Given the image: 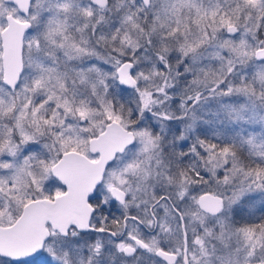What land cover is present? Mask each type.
<instances>
[{
  "label": "snow or ice",
  "instance_id": "6c2138e0",
  "mask_svg": "<svg viewBox=\"0 0 264 264\" xmlns=\"http://www.w3.org/2000/svg\"><path fill=\"white\" fill-rule=\"evenodd\" d=\"M225 3L227 11L221 12L217 0V9L209 15L202 11L203 0L200 6L193 0L195 15H178L159 28L155 22L148 25L147 9L138 7L132 16H145L144 23H131L136 38L128 32L118 37L119 26L111 36L97 35L99 21H86L77 28L80 43L66 49L72 5L30 0L32 20L42 18L41 13L50 18L29 42L30 56L33 44L36 48V59L28 65L31 78L21 81L20 74H0V214L5 201L10 205L13 199L22 203L32 197V185L63 157L83 154L87 144L103 138L113 144L118 185L108 186L110 196L102 185L96 186L86 199L84 227L65 233L63 251L71 247L87 255L88 264H105L107 253L108 264H116L113 248L128 256L139 252L125 247V237L153 254L142 239L147 232L163 264H190L187 253L193 242L201 246L202 257H209L206 264H240L242 259L251 264L233 237L253 242L247 257L255 255L257 243L264 248V215L245 220L256 211L264 214V205L251 207L255 197L249 195L253 187L264 193V166H252L255 159L264 161V142L255 144V130L248 127L255 117L264 123V4L253 30L241 25L239 16L233 20L228 14L233 7L244 11L241 0ZM143 4L153 10L154 21L159 20L156 3ZM175 4L172 0L173 8ZM182 10L175 8L177 13ZM83 14L93 16L87 8ZM246 16L252 19L250 11ZM89 30L91 36L85 38ZM114 89L132 98L122 99ZM208 104L216 106L215 115L227 117L230 132L214 131L213 139L200 134L198 111ZM237 142L254 152L242 157ZM116 151L128 155L117 162ZM62 194L58 191L56 197ZM113 212L118 215L112 217ZM197 223L199 227H193ZM161 235L182 240V245L164 247ZM224 237L230 241L223 246L227 251L211 243ZM104 239L108 247L100 243ZM181 248L183 258L178 255ZM0 264L11 261L0 259ZM19 264L68 260L42 250Z\"/></svg>",
  "mask_w": 264,
  "mask_h": 264
},
{
  "label": "rangeland",
  "instance_id": "374dc122",
  "mask_svg": "<svg viewBox=\"0 0 264 264\" xmlns=\"http://www.w3.org/2000/svg\"><path fill=\"white\" fill-rule=\"evenodd\" d=\"M107 4L102 9H97L93 6H90L88 8L84 2H88V0H61V2H68L72 5L70 8L69 18L67 20V31L66 35L69 36L68 41L66 42V49L67 46L76 43L79 44L81 40V33L77 31V28L82 29L83 25L86 21H99V24L97 25L96 31L97 35L105 34L108 36H111L113 34L114 29L119 26L121 28V32L117 33L118 37L123 36L125 32H128L132 35L133 38H136L138 36V32L134 31L132 28L127 27L124 29L125 25V19L126 17L132 16V13L134 11H129L127 7L125 6L126 0H106ZM242 5L244 6V11L241 12L240 9L233 15V20L236 19L237 16L240 17L239 23L241 25L247 23L249 24L252 29H255V16L252 14V19H247L246 13L249 12L248 5L245 6V3L242 2ZM151 2L156 3V6L158 9H160L158 12L155 13L156 16H159V20L154 21V13L153 10L149 7L147 8V19H148V25H151L153 22L156 23L157 27L159 28V24L161 22L163 23H172L175 21L177 16L179 15L181 18L185 15L191 16L195 15L194 9L191 7V4L193 3V0H176L175 8H181L183 6V10L180 13H177L175 11V8H173L172 0H151ZM197 6H200V0H194ZM89 4V3H88ZM219 7L221 12L227 11L229 8V4L225 3V0H219ZM88 9L93 13V16L88 17L84 16L83 10ZM217 9V0H212V2H209V0H203L202 5V11L207 10V13L210 15L212 11H215ZM33 10H37L34 9ZM231 12V11H230ZM232 13V12H231ZM252 13V12H251ZM7 16H10L11 18L24 22L26 21L29 24V30L27 33L24 34L23 37V48L21 53V60H22V75L20 77L21 81H25L26 78H31V72L28 71V65L30 60H35L36 56L34 55L36 52L35 45L33 44L31 48V52L33 55L30 56V49H29V42L33 40L34 37L38 35V33L42 30L43 26L47 24L48 19L50 16L44 15L41 13L42 18L38 20H32L30 16V5H29V11L27 17L23 18L21 17L14 6L10 4L4 3L2 0H0V32L5 27V18ZM134 17V16H132ZM61 20L64 19L63 15L60 17ZM219 19V17H217ZM148 25H145L146 27ZM88 36H91L90 30L87 33ZM93 42H95V37H92ZM1 44V43H0ZM87 61V58H85V62ZM79 62V61H75ZM1 47H0V74H1ZM143 66V65H141ZM240 70L239 68L237 69ZM250 70V69H249ZM115 91V89H114ZM132 98V97H131ZM236 100L237 98H233ZM217 111V108L214 104H208L201 107V109L198 111V117H199V128L201 130V135L203 137H207L208 139H213L212 133L214 131H220L222 134L228 133L231 130V126L228 123L227 117L225 115L217 116L214 113ZM249 128H252L255 130V140L254 143L259 145L260 143L264 142V123L260 121L259 117H255L252 120H250ZM248 138V135H245V139ZM225 143L228 141L225 140ZM238 146L243 148L244 155L247 156L249 151H253L249 148L247 144L239 145ZM83 154H87L86 146L83 149ZM128 155L127 153L121 154L116 158V161L118 162L121 158V156ZM89 156V155H88ZM254 161H261L260 159H255ZM119 173L116 170V165L113 163L112 167L107 169V172L104 175L102 186L103 191L105 194L109 195L108 186L111 185H118V177ZM31 179V178H29ZM52 183H49V182ZM53 179L50 177L49 171L42 177L38 179L37 184L32 185V197H24L23 202H18L17 199H13L11 204L7 201H5L4 209L2 214H0V226H8L10 225L19 215L21 207L29 202L30 200L34 199H40L45 198V196L50 192L54 196L59 191H62V188L60 189L56 186V184L53 183ZM57 183V182H56ZM229 195H231V192H228ZM23 195V194H21ZM249 195H252L255 197V200L252 202L251 207L254 209L255 204H261V202L264 201V193H261L257 188L253 187ZM110 196V195H109ZM246 207H248L246 205ZM117 208H120L119 204H117ZM193 227H199L198 223L193 225ZM157 231H159L157 229ZM49 237L48 241L51 238V242H48V245L46 249L43 251L48 254L49 256H54L57 259L61 258H67L68 264H88V256L78 252L77 250L68 247L67 252L62 250V241L64 236H61L56 231L48 230ZM136 234V233H135ZM142 239L145 240L146 243L149 244V247L152 249L153 254H149L151 258L154 257V252L156 250V246L152 245V242L150 239H148V236H143ZM161 245L164 247H176L178 245H181V240H177L175 237L172 236H166L161 235L159 237ZM233 240L236 241L239 246L243 249V252L241 255L251 261V264H264V259L261 258V254L264 253V248L259 247V243L255 246V255L253 257H247L246 253L253 249V242L252 241H245L242 237H233ZM85 244H90L91 248H95L96 243L95 242H83ZM100 243L104 245L105 247H108L110 242L107 239L100 240ZM195 242H193L190 245V248H192V245ZM212 244H215L217 249H221L223 251H227V249H224L223 246L230 243L227 237H224L220 240L213 239ZM195 245V253L194 250L191 251L189 254V262L192 264L193 261H199V264H206L209 257H202L200 248L201 246L199 244ZM235 246V245H233ZM209 253H211L212 248L211 244L207 245ZM45 248V246H44ZM192 250V249H191ZM147 251V250H146ZM88 255H92L91 252L88 253ZM180 255V251L178 253ZM235 255V254H234ZM111 256L116 257V264H137V261L139 264H145L144 261L140 259H126L122 256L121 251L113 248L111 252ZM93 260H95V256L93 255ZM109 261V254H105V264H108ZM151 264V262H150ZM162 264V263H157ZM240 264H244V259L241 260Z\"/></svg>",
  "mask_w": 264,
  "mask_h": 264
},
{
  "label": "water",
  "instance_id": "95a60500",
  "mask_svg": "<svg viewBox=\"0 0 264 264\" xmlns=\"http://www.w3.org/2000/svg\"><path fill=\"white\" fill-rule=\"evenodd\" d=\"M2 1L14 6L21 17H27L30 0ZM137 1L142 8H148V5L143 4V0ZM88 3L102 9L107 1L88 0ZM28 30L29 24L26 21L20 22L10 16L5 18V27L0 32L1 74L5 78L13 74L21 75L23 37ZM112 147L113 144L103 138L92 141L86 145V150L89 156H96L95 160L73 152L51 167L50 177L62 188L63 194L58 198L55 195L50 200H30L21 207L19 215L10 225L0 226V259L10 260L11 264L30 260L43 250L48 240L49 232L46 226L61 236H65L71 227L83 228L82 217L88 214L86 199L96 186L101 184L106 167L113 162ZM121 154L116 151L114 156ZM181 256H185L183 249Z\"/></svg>",
  "mask_w": 264,
  "mask_h": 264
},
{
  "label": "trees",
  "instance_id": "16d2710c",
  "mask_svg": "<svg viewBox=\"0 0 264 264\" xmlns=\"http://www.w3.org/2000/svg\"><path fill=\"white\" fill-rule=\"evenodd\" d=\"M242 2L245 3V6L248 5V9H249V11L252 12V14L255 16V20L257 21L259 15L261 14V12H260L261 5L264 4V1H263V0H243ZM84 3H85V5H86L88 8H90V7H89L90 4H88V2H84ZM90 6H91V5H90ZM125 6L127 7V9H128L129 11H132V10H133L134 12L136 11V9H137L138 7H141V8H142V6H141L140 3H138V2L133 3V0H126V1H125ZM237 11H238V8L233 7V8H232V11H231L232 13L229 12L228 14H229L230 16L233 17V15H234ZM139 15H140V19H139V20L137 19L136 16H134V17H132V21H131V22H128V21H127V17H126V19H125L124 29H126L127 27H130V28H131V23H132V22H136V23H144V19H143V17L145 16V13L142 12V13H140ZM27 32H28V31H27ZM27 32H26V33H27ZM114 94L121 96L122 99H131V96H124V95H122L121 93H119V91H118L117 89H115ZM206 138H207V137H206ZM241 156H242V157H246V155H244L243 152H241ZM257 165H262V166H264V161H252V166H253V167H255V166H257ZM53 183L56 184V186L60 189L58 183H56L55 181H53ZM45 197H51V198H52V197H54V195H53L52 193L49 192ZM262 205H264V201L261 202V204H260V203H259V204H255V206H254L255 208H254V209H259ZM261 215H264V214H262V213L259 212V211H256V212L254 213V215H252V216H246V217H245V220H255V219H259V218L261 217ZM47 245H48V240H47V242H46V244H45V248H44V250L46 249ZM191 251H192V250H191ZM191 251H190V252H191ZM190 252H189V253H190Z\"/></svg>",
  "mask_w": 264,
  "mask_h": 264
},
{
  "label": "flooded vegetation",
  "instance_id": "af4514ba",
  "mask_svg": "<svg viewBox=\"0 0 264 264\" xmlns=\"http://www.w3.org/2000/svg\"><path fill=\"white\" fill-rule=\"evenodd\" d=\"M138 2V1H137ZM139 3V2H138ZM1 67H2V64H1ZM23 70V69H22ZM21 75H22V72H21ZM21 75H20V77H21ZM87 149V148H86ZM86 156L90 159V160H95L96 159V156H88V154H86ZM118 156H120V155H118ZM118 156H116L115 158H117ZM114 162H112L111 164H109V165H112ZM109 165L106 167V169H105V171H104V174H103V177H102V182H103V178H104V175H105V173L107 172V169L109 168ZM102 182H101V184H102ZM100 184V185H101ZM62 192V191H61ZM109 195H110V192H109ZM53 198V197H52ZM120 206V205H119ZM118 210H119V208H117ZM112 217H116L117 215H118V212H113L112 214ZM73 227H71L70 229H69V231L68 232H70V230L72 229ZM46 229L47 230H49V228H48V226H46ZM146 231V230H145ZM153 231H157V229L155 228V227H153ZM152 233H147L146 232V235L145 236H150ZM133 235H136L135 234V232H133ZM98 236H99V234H98ZM123 242H124V244H125V247H132V248H136V249H139V252H137V253H135V254H133V255H131V256H128L127 254L125 255L124 254V252H122L121 251V254H122V256L124 257V258H126V259H130V258H133V259H140V260H142V261H144V263L145 264H150V262L151 261H153V260H156L157 261V263H162L163 264V262L162 261H160V260H157V257L154 255V257L153 258H151V256L149 255V254H147V251L146 250H144V249H142V248H140L139 246H137L136 244H135V241H132V240H129V239H127L126 237L123 239ZM181 242V245H182V241H180ZM195 244V243H194ZM192 245V251L194 250V248H195V245ZM194 247V248H193ZM156 251V250H155ZM181 251H182V248H181ZM181 251H180V257L182 258V256H181ZM155 253V252H154ZM194 253H195V250H194ZM196 254V253H195ZM189 252L187 253V259H188V261H189Z\"/></svg>",
  "mask_w": 264,
  "mask_h": 264
}]
</instances>
